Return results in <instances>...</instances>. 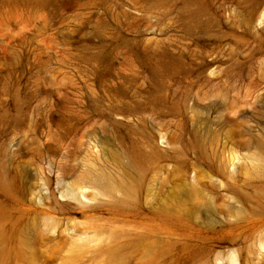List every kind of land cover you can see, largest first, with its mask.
<instances>
[{
	"label": "rangeland",
	"instance_id": "1",
	"mask_svg": "<svg viewBox=\"0 0 264 264\" xmlns=\"http://www.w3.org/2000/svg\"><path fill=\"white\" fill-rule=\"evenodd\" d=\"M259 1L0 0V264H264Z\"/></svg>",
	"mask_w": 264,
	"mask_h": 264
},
{
	"label": "bare ground",
	"instance_id": "2",
	"mask_svg": "<svg viewBox=\"0 0 264 264\" xmlns=\"http://www.w3.org/2000/svg\"><path fill=\"white\" fill-rule=\"evenodd\" d=\"M155 1L156 2H160V1H163V0H155ZM194 2H196V0H185V3H187V5H190V4L194 3ZM200 12H201L200 9H198L196 11H193V12H187V15L185 17L186 25L189 26V27H193V26L197 25L198 24L197 17H198V15H200ZM240 23H241L242 26H244L246 28H250L251 29V27H253L254 29H256V31H258V28L259 29H264V0H260L256 4L255 7H252L251 9H249V11L247 12V15L244 16V18L240 20ZM261 32H262V30H261ZM213 69L214 68H212V70ZM211 73H212V71H210V74ZM195 142L198 144L199 138H196ZM213 142H214V140H213ZM133 160H134V157H131V161H133ZM94 181L95 182H100L102 184V186L108 192H113V191L120 190V189H126V190L130 189V185L124 179H114L113 177H111L109 175H106L104 173H102L99 177H96Z\"/></svg>",
	"mask_w": 264,
	"mask_h": 264
}]
</instances>
